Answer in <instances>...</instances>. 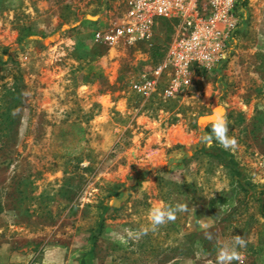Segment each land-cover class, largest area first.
I'll list each match as a JSON object with an SVG mask.
<instances>
[{"label": "rangeland", "instance_id": "374dc122", "mask_svg": "<svg viewBox=\"0 0 264 264\" xmlns=\"http://www.w3.org/2000/svg\"><path fill=\"white\" fill-rule=\"evenodd\" d=\"M133 1L0 0V264H216L233 235L264 264V0H239L211 65L157 79L170 24L97 38ZM216 107L235 150L201 141ZM160 202L188 210L129 239Z\"/></svg>", "mask_w": 264, "mask_h": 264}, {"label": "built area", "instance_id": "2783aa9c", "mask_svg": "<svg viewBox=\"0 0 264 264\" xmlns=\"http://www.w3.org/2000/svg\"><path fill=\"white\" fill-rule=\"evenodd\" d=\"M239 0H134L122 24L98 33L107 44L150 42L164 23L173 29V39L164 63L154 69L157 79L163 68L172 66L186 76L195 66L207 67L224 50L226 41L239 23ZM148 79V78H147Z\"/></svg>", "mask_w": 264, "mask_h": 264}, {"label": "clouds", "instance_id": "9594fccd", "mask_svg": "<svg viewBox=\"0 0 264 264\" xmlns=\"http://www.w3.org/2000/svg\"><path fill=\"white\" fill-rule=\"evenodd\" d=\"M211 123V134H205L201 137L204 143H210L214 138L219 145L225 150H235L238 141L234 136L229 135V121L226 113L222 108L216 107L212 115L207 118ZM149 182V181H147ZM188 210L187 204L178 203L175 205L160 202L153 205L147 212L148 225H142L139 229H125V233L129 239L139 240L142 236L147 235L149 231L156 232L161 226L168 222H174L177 214ZM208 222L199 221L204 229H208L211 225V218H207ZM205 238L212 240L213 236L210 232H205ZM124 240V237H120ZM247 241L243 236L233 235L225 240L217 253L216 264H232L233 261H239L243 264L244 256L238 249L246 248Z\"/></svg>", "mask_w": 264, "mask_h": 264}, {"label": "trees", "instance_id": "16d2710c", "mask_svg": "<svg viewBox=\"0 0 264 264\" xmlns=\"http://www.w3.org/2000/svg\"><path fill=\"white\" fill-rule=\"evenodd\" d=\"M165 55H166V49L162 46L156 45L150 48V58L155 64L160 63L164 59ZM102 74L103 72L100 70L96 76L101 77ZM262 210H263V215H264L263 206H262Z\"/></svg>", "mask_w": 264, "mask_h": 264}]
</instances>
